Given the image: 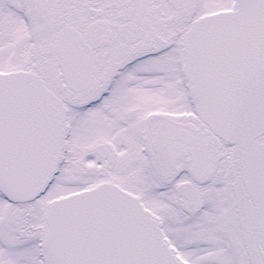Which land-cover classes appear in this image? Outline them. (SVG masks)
I'll use <instances>...</instances> for the list:
<instances>
[{"label": "snow or ice", "instance_id": "6c2138e0", "mask_svg": "<svg viewBox=\"0 0 264 264\" xmlns=\"http://www.w3.org/2000/svg\"><path fill=\"white\" fill-rule=\"evenodd\" d=\"M0 264H264V0H0Z\"/></svg>", "mask_w": 264, "mask_h": 264}]
</instances>
